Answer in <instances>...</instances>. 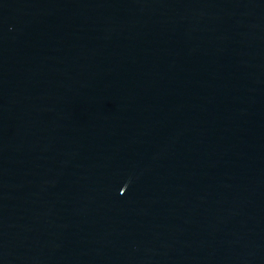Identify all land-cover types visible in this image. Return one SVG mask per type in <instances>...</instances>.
I'll return each mask as SVG.
<instances>
[{
  "label": "water",
  "instance_id": "water-1",
  "mask_svg": "<svg viewBox=\"0 0 264 264\" xmlns=\"http://www.w3.org/2000/svg\"><path fill=\"white\" fill-rule=\"evenodd\" d=\"M0 264H264V0H0Z\"/></svg>",
  "mask_w": 264,
  "mask_h": 264
}]
</instances>
